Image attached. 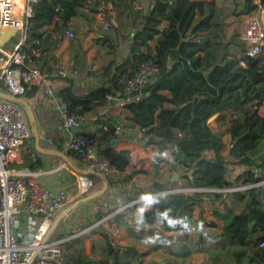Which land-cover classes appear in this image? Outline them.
<instances>
[{"label": "trees", "instance_id": "obj_1", "mask_svg": "<svg viewBox=\"0 0 264 264\" xmlns=\"http://www.w3.org/2000/svg\"><path fill=\"white\" fill-rule=\"evenodd\" d=\"M89 1L39 0L33 7L34 15L30 18L27 40L22 48L26 63L38 65L44 61L43 57L52 56L61 47L65 30L74 29L79 17L88 16L83 9L90 7L96 11L97 5ZM118 2L128 3V0ZM256 10L251 0L245 2L244 13L254 14ZM132 19L134 35L129 57H123L122 62L117 61L115 39L107 34L101 38L96 36L98 41L110 40L111 43V60L97 71V76L107 77L113 86L121 89L125 98L124 87L119 85L124 75L135 74L145 62L159 68L144 99L124 104L125 120L133 127L146 129L143 146L155 144L159 156L178 150L182 157L178 151L173 153L184 162L186 188L224 189L230 186L232 166L245 169L236 178L239 186L264 181V158L260 161L253 158L264 141V115L261 113L264 106V50L255 58L245 57V45L239 37L234 34L230 39L226 38L225 24L216 12L213 0H153L146 15L139 16L134 11ZM44 28L49 33L42 40ZM75 40L79 39L71 41ZM151 42H155L154 47L150 46ZM35 51H40V55L35 56ZM61 80L63 87L58 90L57 97L79 119L95 111L98 105L107 103L108 95L112 94L103 84L97 90L76 96L72 90L73 78ZM38 90L27 85L23 98L31 99ZM97 124L101 126L97 132L102 133V137L95 140V144L103 151L110 166L125 172L131 152L114 151L111 142L116 139L115 127L101 121ZM132 178L133 174L121 180L110 179L109 187L120 183L125 187ZM127 192L131 195L132 190ZM233 194L242 206L240 213L226 206L225 193L203 191L155 197L151 202L145 200L116 214L110 222L120 219L126 214L124 212L143 210L148 206L138 226L148 227L149 234L157 237L154 249L166 246L174 253L169 241L186 239L184 237L195 225L196 209L207 202L212 220L203 219L202 211L203 226L215 230L222 223L217 244L209 251L208 264H228L229 259L235 264H264V246H260L264 243V185ZM111 213L110 209L105 215ZM103 215L98 213L93 224L102 220ZM134 228L128 230L140 239ZM96 231L93 233L97 234ZM100 232L106 244L105 259L88 256L84 239H76L63 244L65 264H174L145 263L146 253L135 247L113 246L111 234L105 230ZM205 233L202 232L201 237Z\"/></svg>", "mask_w": 264, "mask_h": 264}, {"label": "built area", "instance_id": "obj_2", "mask_svg": "<svg viewBox=\"0 0 264 264\" xmlns=\"http://www.w3.org/2000/svg\"><path fill=\"white\" fill-rule=\"evenodd\" d=\"M38 1L0 0V35L8 30H14L16 34L20 35V39L7 56L6 64L0 68V90L19 97H23L27 85L35 86L45 95L53 96L54 81L77 75L76 71L70 73L65 68L55 74H47L26 63L27 58L22 53V48L27 40V27L30 18L34 15L33 7ZM18 3H21L20 14H17ZM89 3L97 5L96 11L93 12L90 7H85L83 9L84 14L93 16L96 21L101 23L106 32L119 29V23L115 20L117 14L115 2L90 0ZM252 3L257 7V10L254 14H247L242 17L239 29L240 40L245 45V57L248 58H255L261 55L264 50V23L262 20L264 8L262 0H252ZM133 7L137 12L143 10L140 0H133ZM43 31L42 40L49 33L47 28H44ZM75 38L76 33L72 28L65 30L64 40L70 41ZM34 55L39 56L40 51H35ZM158 73L159 68L156 65L145 62L139 66L135 74L124 75L120 80L126 96L123 103L143 100L146 96L147 87L153 84L154 77ZM59 102V114L64 125L73 130L69 149L79 155V159L85 164L86 170L96 171L108 180H115L120 175L125 176L126 172H118L116 168L108 164L100 148L95 144V140L81 132V119L70 112L61 99ZM97 119L96 117L95 121ZM114 133L120 136L124 133V127L122 125L115 126ZM32 137L28 117L22 106L0 99V264H65L64 243L84 239L101 226L110 233L111 218L115 213H119L128 206L103 217L102 220L83 230H78L76 225L70 224L64 238L54 242L48 241V234L57 214L67 207L70 198L65 188L51 189L37 180V174L11 168V165L19 160L26 142ZM138 139L146 141V129H139ZM135 181L137 179L133 177L132 182ZM262 185H264V181L250 185V187L239 186L223 191L231 194ZM86 188L81 189L82 194L87 191ZM166 189L149 197L176 195L175 192L178 191L184 195L203 192L201 189L190 188ZM143 201L145 200L142 198L137 199L130 203L129 207ZM23 218L29 225L34 226L32 231L22 232ZM45 239H47L46 242ZM112 245L116 246L113 240ZM260 246L263 247L264 243H261Z\"/></svg>", "mask_w": 264, "mask_h": 264}, {"label": "crops", "instance_id": "obj_3", "mask_svg": "<svg viewBox=\"0 0 264 264\" xmlns=\"http://www.w3.org/2000/svg\"><path fill=\"white\" fill-rule=\"evenodd\" d=\"M114 1L117 11L115 20L119 23L120 26L118 30H110L106 32L103 30L100 22L96 21L93 16H88L93 22V28L99 29L100 31L97 33V35L93 36V33H86L84 35L78 36L76 35V38L79 39L77 40L79 42L78 45L76 44V40L75 42H72L71 40H64L61 47L57 49L52 56L43 57L44 61H41L38 65L33 66L47 74H55L59 72V70L64 68L70 73L76 71L77 75L72 76L74 80V86L72 90L76 96H83L91 91L97 90L103 84H106V86L111 90L112 94L108 95L107 103L98 105L95 111L86 113L81 118V132L87 136H90L94 140H98L102 137V133L97 132L98 128H101V126H98L97 124L98 121L111 124L113 127L117 125H122L124 127V133L120 136H117L114 133V135L116 136V139L114 140H118V142L115 146L111 145V147L116 152L121 150H128L131 152L130 164L125 171V176L127 177L133 174V177L137 179V181L135 182H138V184L135 183L134 185L132 179L129 183V185L132 184L129 186V189L132 190L131 196H134L133 199L135 201L145 196L143 194L141 195L140 189L149 187V184L153 186L155 181L162 182L160 181L159 177H161V174H164V170L160 169L157 174V176L159 177L153 178L152 162L153 156L156 154V150H153L152 148H144L143 145L145 141H141L138 139L139 129L131 126V124L125 120L127 111L124 108V97L121 89L113 86L108 81L107 77L98 78L97 76V71L103 66H106L111 60L109 50V46L111 43L110 40H107L106 42H104L103 40H93V37L96 38L95 36H100L101 38L104 34H107L115 39V42H113V44L118 46L117 61L122 62L121 60L123 57H129V46L134 35L132 16L134 11L136 10L133 7V0H128V3H120L118 2V0ZM213 1L215 3L217 14L221 15V18L225 24L224 32L226 38L230 39L234 34H236L240 39V28L237 29V32L235 31L233 33H231L229 29L233 27V24L238 19H240L241 25L242 17L244 15H247L246 13H244L245 2L247 0H245V2H243L242 4H240L238 0ZM140 4L143 10L138 13L139 16H143L146 15L153 6V0H140ZM262 4L264 8V3ZM262 20L264 23V14L262 16ZM78 21H80V17L77 19L75 26H73L74 31L78 27ZM15 44L16 42L14 44H10L9 42L5 47L0 49V68L3 64H6L7 56L11 52ZM150 46L154 47L155 42H151ZM53 66H55V69L51 71ZM119 85H121L120 82ZM61 87H63V83L61 78H59L53 83V96L45 95L43 91L38 90L36 96L32 97L31 99H26L29 103L32 104L38 122L39 143L37 147L35 138L33 136L31 140L26 142L24 148L21 151L19 160L11 165V168H13L14 170L32 172L37 174V180L46 187L54 190H57L58 188H65L67 194H72V196H69L70 194L68 195L70 201L67 207L63 210L65 211L67 209H70V212L64 217L58 227L49 235L48 241L51 242L64 238L67 235L69 225L78 224L77 222H75V219L81 218L82 211L86 216H88V213H92L93 215L103 213V217H105V212H107V210L111 209L114 213V210L117 208L110 203V195L103 202H99L98 199H104V197H102L104 196V194L99 196V198L97 197V199L95 198L90 201H84V199L92 193L104 190V183L102 179H100L99 177L98 179L92 178V176L95 175H83L77 172L75 169L71 168L61 158L53 155H47L42 152L50 150L62 152L63 154L67 155L72 165L76 169L87 171L85 164L80 161L79 155L69 149V141L73 131L65 127L64 122L59 114L60 102L59 98L57 97V92ZM261 113L264 115V106L261 107ZM96 117L98 119L95 121ZM30 128L32 131L31 126ZM174 151H176V149ZM174 151L171 150L168 152V154H172ZM179 154L180 156L182 155L181 153ZM253 158L257 161H260L264 158V144H262L256 151ZM239 170L240 172H243L245 169L240 168ZM125 176L120 175L115 180L126 178ZM231 176L232 178L229 181H231L234 185L230 184V186H225L224 189L239 187V184L236 183V178L238 175H235L234 177L233 174H231ZM109 182L110 179L108 180L107 187L109 193L118 192L119 195H121L119 200V204L121 205L120 208L129 206V204L132 203V197L128 192L124 191V186L120 183L118 185L109 187ZM178 184H181V182L179 181ZM135 186L138 188H136ZM85 187H87V191L82 194L81 189ZM125 194H127V196H125ZM78 200L80 201L79 204ZM96 201L98 203H96ZM225 202L228 208L234 210L236 213L241 212L242 206L233 193L225 196ZM148 209L149 207L147 206L143 209V211H146ZM63 211L58 213L56 218ZM115 215L116 213L114 214V216ZM79 221L81 220L79 219ZM114 222L115 221L110 222L111 227H117ZM21 228L22 232H28L32 231L34 226L29 225L26 219L23 218ZM215 231V235L219 236V234H221L222 223H219V227L215 229ZM120 243L123 242L121 241Z\"/></svg>", "mask_w": 264, "mask_h": 264}, {"label": "rangeland", "instance_id": "obj_4", "mask_svg": "<svg viewBox=\"0 0 264 264\" xmlns=\"http://www.w3.org/2000/svg\"><path fill=\"white\" fill-rule=\"evenodd\" d=\"M238 2L242 4L243 2H245V0H238ZM20 10H21V3H18L17 4V14H20ZM77 26L78 27L75 30V33L77 36L84 35L86 33H93V36H94V35H97L98 32H100L99 29L93 28L94 26H93L92 20L88 16H85V15L80 17V21H78ZM239 28H240V19L236 20V22L233 24V27H231L229 31L231 33L235 31L237 32V29ZM19 39H20V35L16 34V36L10 41V44H14ZM93 40H96V39L93 37ZM225 141L228 144L229 139L226 138ZM144 148H152L153 150H156V154L153 156V162H152L153 178L159 177L157 176L158 171H160V169H163L164 174H161V177H159V179L160 181L167 183L168 187L166 190L186 189L185 187L186 180H184L186 170L184 169V166H183L184 162L182 159H180V157L177 154L166 153V154L159 156L158 147L155 144H151L148 147H144ZM231 169H232L231 173L233 174L234 177L235 175H239L240 173L239 166H232ZM174 176H176V179L174 180V182H172V179ZM231 178L232 176L230 175L229 180H231ZM179 181L181 182V184H178ZM229 182L230 184H232L231 181ZM135 183L138 184V182H134L133 184L135 185ZM130 185L125 186L124 191L127 192V190H129ZM140 190H141V195L143 194L145 196H151L152 194L156 195L162 191V190L153 189V186H151L150 184H149V187L145 189H140ZM201 190L204 191L203 189ZM223 190L224 189H220V190L216 189L215 192L225 193ZM108 193H109V190H106L104 193V196H102L104 197V199L98 197L99 198L98 201L103 202L110 195V199H109L110 203L113 204L114 207H117L114 210V212L121 208H124V207L120 208L121 205L119 204V200H120L121 195H119L118 192H113L109 194ZM175 193L181 194L182 192L178 191ZM69 194H68L69 196H72L71 193ZM225 194L228 195L229 193L228 194L225 193ZM111 196L113 199L111 198ZM125 196H127V194H125ZM79 203L80 201L78 200V204ZM96 203L98 202L96 201ZM209 209H210V205L207 202L202 203V205L196 209L195 217H194L195 225L192 228V230L189 231L188 236L184 237L186 239H184L183 241H180L179 239L174 238L172 241H169L173 247L174 253H171L169 250H167L166 246H163L162 248L158 250L154 249L158 242L157 237H154V236L152 237L149 234V232L147 231L149 230L148 227H139L137 224L144 212L143 210L133 211L129 213L124 212L126 213L125 215H122L120 219L115 220L114 223L117 225V227H111L110 233L113 234L111 236L113 237V242L116 246L123 247V248L135 247L140 252L146 253L147 255L145 256V263L154 261V262L174 263V264H208L207 261L209 257V251L215 248L217 244V239H216L217 235H215L216 234L215 230L208 229L207 227L203 226V222L201 221L200 216H201V212L204 211V213L202 214L203 219H205L206 221H211L212 217L209 212ZM124 210L120 211L119 213H122ZM81 214H82L81 218L75 219V222L78 223V224H75L78 230L85 229L89 227L90 225H92L95 220V216H96V215H93L92 213H88V216H86L85 214H83V211ZM79 219L81 221H79ZM130 227H133V228L135 227L134 228L135 232H138L137 234L141 236L140 239L138 237H134L131 235V232L128 230V228ZM96 230H98L96 231L98 232L97 234L91 232L86 238H84L85 250H86V254L90 256L91 258L102 260V259H105V256H106L105 255L106 244H105V241L103 239V236L100 230L107 231V229H104L101 226ZM202 232H207V233H205L203 237H201ZM210 233L212 234L210 235ZM172 234H180L181 236H185V235H182L183 233H172ZM121 241L123 243H120ZM178 254H181L182 257H180V255ZM228 264H235V263L232 259H229Z\"/></svg>", "mask_w": 264, "mask_h": 264}, {"label": "water", "instance_id": "obj_5", "mask_svg": "<svg viewBox=\"0 0 264 264\" xmlns=\"http://www.w3.org/2000/svg\"><path fill=\"white\" fill-rule=\"evenodd\" d=\"M16 36V31L14 30H8L7 32L3 33L0 35V48H3L5 47L11 40L12 38H14ZM0 99H3V100H7V101H10V102H14V103H17L19 105L22 106V108L24 109L28 119H29V122H30V126L32 127V131H33V136L35 138V142H36V145L38 147V143H39V133H38V122H37V119H36V116H35V113H34V110H33V107H32V104L29 103L25 98L23 97H19V96H15V95H12V94H8L4 91H1L0 90ZM213 119H211V121H213ZM71 131H73L72 129H70ZM118 140H113L111 142V145L112 146H115L117 144ZM42 151V150H41ZM44 154H47V155H53V156H57L59 158H61L62 160H64V162L66 164H68L71 168L75 169L77 172L83 174V175H95L97 177H99L100 179L103 180V183H104V190H101V191H98V192H94L92 193L91 195H89L88 197H86L84 199V201H90V200H93L101 195H103L105 193V191L107 190V187H108V179L96 172V171H85V170H80V169H76L70 159L67 157L66 154H63L62 152H59V151H55V150H50V151H42ZM176 179V176L173 177V180L172 182ZM168 186L166 183H162V182H159V181H155L154 184H153V188L155 190H163V189H166ZM204 191H209V192H215V189H207V190H204ZM70 212V209H67L65 211H63L57 218L56 220L54 221V224L53 226L51 227L50 229V232L48 234V236L58 227V225L60 224V222L64 219V217L66 215H68ZM47 239H45V242H46ZM83 245H81L82 247Z\"/></svg>", "mask_w": 264, "mask_h": 264}, {"label": "clouds", "instance_id": "obj_6", "mask_svg": "<svg viewBox=\"0 0 264 264\" xmlns=\"http://www.w3.org/2000/svg\"><path fill=\"white\" fill-rule=\"evenodd\" d=\"M142 199L148 201V202H151L152 201V198L149 197V196H145V197H142Z\"/></svg>", "mask_w": 264, "mask_h": 264}]
</instances>
